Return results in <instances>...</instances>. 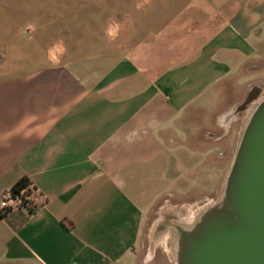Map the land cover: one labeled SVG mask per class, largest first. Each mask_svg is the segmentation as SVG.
I'll return each mask as SVG.
<instances>
[{
	"label": "crops",
	"instance_id": "1",
	"mask_svg": "<svg viewBox=\"0 0 264 264\" xmlns=\"http://www.w3.org/2000/svg\"><path fill=\"white\" fill-rule=\"evenodd\" d=\"M0 58V264H174L145 227L211 140L236 153L264 0H0ZM23 179L35 212L5 213Z\"/></svg>",
	"mask_w": 264,
	"mask_h": 264
},
{
	"label": "water",
	"instance_id": "2",
	"mask_svg": "<svg viewBox=\"0 0 264 264\" xmlns=\"http://www.w3.org/2000/svg\"><path fill=\"white\" fill-rule=\"evenodd\" d=\"M179 232L177 264H264V97L252 110L223 196Z\"/></svg>",
	"mask_w": 264,
	"mask_h": 264
},
{
	"label": "rangeland",
	"instance_id": "3",
	"mask_svg": "<svg viewBox=\"0 0 264 264\" xmlns=\"http://www.w3.org/2000/svg\"><path fill=\"white\" fill-rule=\"evenodd\" d=\"M261 73L264 75V71ZM261 95L264 97V86L261 89ZM244 122H246V114L243 113L234 124L233 131H237ZM235 144H237V137L231 141L229 136L225 137V133L220 142L212 140L209 142L213 153L208 157L205 164L194 172L196 177L193 180L179 182L176 189L179 192L176 198L178 201L175 199L166 201L167 203L165 202L164 206L156 211L153 218L148 220L143 235V244L138 251L140 257L152 260L156 256L159 258L164 256L177 264L176 255L173 252L175 239L178 235L176 227L177 225L182 228L192 227L205 210L221 200L226 181L225 177L235 156ZM195 175H192V177ZM185 217H187L186 220ZM166 230L168 231L166 232ZM160 261L158 259L157 264H161Z\"/></svg>",
	"mask_w": 264,
	"mask_h": 264
},
{
	"label": "built area",
	"instance_id": "4",
	"mask_svg": "<svg viewBox=\"0 0 264 264\" xmlns=\"http://www.w3.org/2000/svg\"><path fill=\"white\" fill-rule=\"evenodd\" d=\"M1 60V58H0ZM30 189V187L25 188V190L23 191L22 194H24L25 192H27ZM34 204L30 199V195L29 196H25L24 199H21L19 197L14 198L12 196V192H7L4 194L3 196V209L5 211V213H8L12 210L15 209H24L26 211L29 212L30 208H33Z\"/></svg>",
	"mask_w": 264,
	"mask_h": 264
},
{
	"label": "trees",
	"instance_id": "5",
	"mask_svg": "<svg viewBox=\"0 0 264 264\" xmlns=\"http://www.w3.org/2000/svg\"><path fill=\"white\" fill-rule=\"evenodd\" d=\"M30 185H31L30 181L26 180V179H23L22 181L18 182L11 190L12 196L14 198L19 197L21 199H24L25 196H29L30 195V189L27 192H25L24 194H22V193L25 190V188L30 187ZM33 212H35V207L29 209V213H33Z\"/></svg>",
	"mask_w": 264,
	"mask_h": 264
},
{
	"label": "bare ground",
	"instance_id": "6",
	"mask_svg": "<svg viewBox=\"0 0 264 264\" xmlns=\"http://www.w3.org/2000/svg\"><path fill=\"white\" fill-rule=\"evenodd\" d=\"M261 99H262V98H261ZM250 111H251V110H250ZM225 124H226V123H225ZM228 124H229V123H228ZM228 124H227V125H228ZM224 127H225V126H224ZM182 214H183V213H182ZM188 215H189V214H188ZM197 215H198V214H197ZM186 219H187V217H185V220H186ZM181 220H182V219H181ZM188 220H189V219H188ZM195 220H196V219H195ZM179 222H180V221H179ZM183 222H184V221H183ZM183 222H182V223H183ZM190 223H191V222H190ZM190 223H189V224H190ZM179 225H180V224H179ZM190 225H191V224H190ZM171 226H173V225H171ZM177 226H178V225H177ZM183 226H184V225H183ZM187 226H188V225H187ZM187 226H186V227H187ZM173 227H174V226H173ZM173 227H172V228H173ZM180 227H181V226H180ZM185 229H186V228H185ZM167 231H168V230H166V232H167ZM163 233H164V232H163ZM173 233H174V232H173ZM177 234H178V235H177V239H175V246H174L175 249H174V251H173V252L175 253L176 256H177V251H178L177 248H178L179 232H178ZM163 236H164V235H163ZM171 237H172V236H171ZM161 238L163 239V237H161ZM162 239H161V240H162ZM156 244H158V243H156ZM173 245H174V244H173ZM170 248H171V247H170ZM167 249H168V248H167ZM171 249H172V248H171ZM169 252H170V251H169ZM175 255H174V256H175ZM174 256H173V257H174Z\"/></svg>",
	"mask_w": 264,
	"mask_h": 264
},
{
	"label": "flooded vegetation",
	"instance_id": "7",
	"mask_svg": "<svg viewBox=\"0 0 264 264\" xmlns=\"http://www.w3.org/2000/svg\"><path fill=\"white\" fill-rule=\"evenodd\" d=\"M258 91H259V90H256V91H255V94H257V93H258ZM253 95H254V94H253ZM246 105H247V104H244V106H243L242 108H245V107H246Z\"/></svg>",
	"mask_w": 264,
	"mask_h": 264
}]
</instances>
